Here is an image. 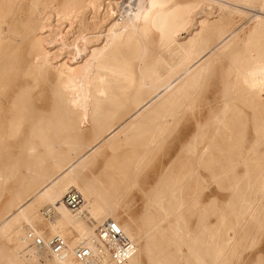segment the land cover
Segmentation results:
<instances>
[{
    "label": "bare ground",
    "instance_id": "bare-ground-1",
    "mask_svg": "<svg viewBox=\"0 0 264 264\" xmlns=\"http://www.w3.org/2000/svg\"><path fill=\"white\" fill-rule=\"evenodd\" d=\"M244 3L256 5L254 23L246 32V52H237L229 69L236 74L234 89H239L234 92L226 84L228 100L208 139L202 133L207 123H202L201 113L191 111L198 121L196 130L186 142L172 148L175 154L160 169L155 193L142 207L146 226L142 231L132 216L121 219L118 206L111 202L116 177L108 171L113 158L87 183L80 178L81 171L95 165L107 149L140 145L152 153L163 145L176 120L185 117L193 105L203 75L217 64L213 57L223 58L239 36L228 14L248 9L241 5ZM202 4L205 8L200 11ZM213 5L218 15L209 16L211 10L204 15ZM48 8L61 22L56 24L63 25L62 30L59 26L60 37L55 36L64 43L56 49L50 45L53 39L52 44L57 41L49 38L55 28H48ZM71 31L77 33L73 42L68 41ZM32 35L36 39L27 59L22 43ZM14 78L23 80L26 88L12 101L11 112L20 114L18 120H24L29 110L36 113L34 96L30 93L29 103L21 102L20 97L41 83H50L56 102L51 115L56 120L60 114L88 115L94 135L91 139L81 135V140L74 141L80 130L72 124L65 127L67 139L60 142L57 124L33 126L32 135L44 137L45 152L31 163L37 146L30 142L27 168L13 173L23 176L0 219V243L12 244L10 251H3L7 264H58L48 245H35L30 233L46 243L55 235L62 236L67 242L65 264H88L74 255L80 245L90 247L102 264H146L144 259L150 264H240L244 252L261 242L264 0H0V93ZM236 99L254 105L259 114L250 148L243 142L234 148L239 143L229 134L237 126L235 122L245 121V109L232 102ZM1 111L0 132H17L21 123ZM189 128H182V136ZM62 144L71 146L67 154L60 149ZM234 158L244 165L243 174ZM21 159L14 163L19 165ZM202 169L209 171L216 184L235 185L232 200L224 208L219 207L218 190L210 187ZM4 178L0 173V184ZM70 190L83 197L77 210L64 201ZM238 206L239 212H227ZM155 214L160 218L154 220ZM230 216L235 220L233 227ZM106 220L116 222L134 242L135 252L129 259L113 260L101 242L98 227ZM263 252L264 248L258 251L254 264H264ZM176 257L183 260L174 261Z\"/></svg>",
    "mask_w": 264,
    "mask_h": 264
},
{
    "label": "rangeland",
    "instance_id": "rangeland-1",
    "mask_svg": "<svg viewBox=\"0 0 264 264\" xmlns=\"http://www.w3.org/2000/svg\"><path fill=\"white\" fill-rule=\"evenodd\" d=\"M262 1V0H261ZM203 5V6H202ZM198 10H203L205 8V4H202ZM248 9L243 8L242 10L228 14L231 18L228 19L231 23V27L237 29L238 35L234 40H232L231 45L225 50L224 57L218 59V62L213 67H209L206 73L203 75V79L201 80L198 89L196 91V98L193 102V105L189 108L190 110L188 113L183 117L180 121L176 120L172 128L168 131V138L165 140L162 146L157 147L152 153H149L148 150L145 149L140 145H135L132 147H122L119 150L113 151L111 149H107L105 154H103L99 161L95 165H89L86 169H83L80 174V178L82 181L87 183L96 172L100 169L104 170L105 165L108 163L109 159L113 158V167L109 169L108 172H111L115 175V183H114V192L112 193V203L117 207V214L121 219H127L128 217L132 216L135 219V223L139 229L142 231L145 230V221L143 218L142 207L148 201V198L151 195H154V188L156 184L160 180L161 170L165 167L169 160L171 159L172 155L175 154L172 148L174 146L179 147L181 143L186 142L189 138L192 137L194 131L197 127V118H195L192 114L200 112L202 117V123H207L202 131L205 134V137L208 139L210 135L214 132V125L217 122L216 117L222 114L224 107L226 106L227 98L226 95L228 87L234 89V82L236 79V74L233 72H229L230 66L232 61L235 58L236 53H244L246 52L244 49L247 46L249 36L247 35V31L251 25L254 23V10L255 4H241ZM208 9L204 11V15L208 14L209 11L212 12L209 16L216 17L218 15V11L216 10V6L213 5L212 7H207ZM252 9V10H251ZM200 10V11H201ZM209 10V11H208ZM228 10H233V7H228ZM47 13L49 15V19L46 20L48 24V28L54 29L51 30L52 34L49 38H55V45L54 39L52 40L53 49L60 48L64 43V39L59 40L60 32L62 30L61 23L57 19V14L47 9ZM55 14V15H54ZM232 15V16H231ZM54 18V19H53ZM50 20V21H48ZM213 21V20H212ZM53 23V24H52ZM68 25V24H66ZM59 26L61 27L59 29ZM52 27V28H51ZM58 27V28H57ZM49 29V30H50ZM60 30L59 32L57 31ZM65 28V30H67ZM244 30V31H243ZM57 31V32H56ZM55 32V34H54ZM77 34L75 31L70 32V36L68 37V41H75V36ZM54 35V36H52ZM59 35L58 40H56V36ZM35 36V37H34ZM74 36V37H73ZM186 36V33L183 34ZM31 37H33L31 39ZM30 38L23 41V51L24 56L29 59L31 56L29 55V46L32 44L33 41L36 39V35H32ZM71 37V38H70ZM63 41V42H62ZM59 43V44H58ZM54 45V46H53ZM60 45V46H59ZM48 46V43H47ZM58 50V49H57ZM237 53V54H238ZM222 55V53H221ZM235 66V64H234ZM23 67V65H22ZM23 77V76H22ZM30 79L29 77H27ZM53 78V77H52ZM205 78V79H204ZM20 79V78H18ZM52 80V79H51ZM21 81H16L15 78L11 80L9 83L4 84L1 88L3 91L0 93V108L3 109L1 111V115L8 114L7 117L13 119L15 123H21V127L17 132L8 133L6 131L0 132V173L4 175V179L0 184V219L3 217V214L6 210V207L9 204L11 196L15 193V188L22 179V173L18 176L14 177L13 173L17 170H25L28 165V158H29V146L30 142L36 144V152L32 153L30 158L31 163L35 162L38 155H44L45 146L43 144L44 137L34 133L32 135L31 130L33 126L37 123L46 126L48 124H57L59 126L58 131V140L60 142H64L67 139V129L66 126H71L72 124L78 126L80 130V134H74L72 138L74 141L81 140V135L83 139H91L94 135V130L92 126V120L89 118L88 115L82 116L78 114L65 115L60 114L57 116V120L54 116H52L53 109L55 108V98L52 93V89L49 84L41 83L40 86L32 89V91H28L26 95H22L20 97L21 102H28L30 93L34 96L33 97V104L36 113L31 114L30 110L29 113L26 114L24 120H18L17 118L21 117L19 113H12L11 109L13 108L12 101L15 97L20 96L19 92H23L25 88V83ZM230 81L232 84H228L227 82ZM31 82V80H30ZM28 83V86L30 84ZM228 87H227V85ZM31 85V84H30ZM30 89V88H29ZM239 89V87H236ZM236 89L233 91L235 92ZM41 93V96H40ZM19 94V95H18ZM44 97H43V96ZM32 102V101H29ZM28 102V103H29ZM235 104L239 105L240 107L245 109V113L243 117H245V121L243 122H235L237 126L229 132L233 137H231L234 142L239 143V145H235L234 148H240V143H244L247 147H251L253 144L256 132H255V118L259 116L256 114L254 109L255 106L252 104L242 103L240 100H232ZM224 103V104H223ZM201 107V108H200ZM11 112V113H10ZM198 116V115H197ZM264 116V113L261 115ZM199 117V116H198ZM178 121V122H177ZM7 121H5L6 123ZM177 123V124H176ZM184 126H189V132L182 136L181 130ZM182 137V139L180 138ZM199 138L201 136H198ZM53 138H48L51 140ZM81 142V141H80ZM71 146L62 144L60 149L62 152H67L70 150ZM260 150H264V143L260 145ZM173 152V153H172ZM149 154V155H148ZM172 154V155H171ZM77 154H74L76 157ZM150 156V157H149ZM21 157V162L19 165L14 163L16 158ZM146 158V160H145ZM150 158V159H149ZM234 162L238 164L237 169L238 171L243 174L245 170L244 165L239 164L238 160L234 158ZM147 161V162H146ZM145 162V163H144ZM234 163V164H235ZM160 170V171H159ZM106 171V170H105ZM202 172L207 175L208 182L210 187L213 189L218 190L219 195V207L224 208L226 204H228L232 200V196L234 195L235 185L233 183H223L216 184L213 182L212 177L209 174V171L206 169H202ZM134 177V178H133ZM137 177V178H136ZM134 180V181H133ZM133 187V188H132ZM122 196V197H121ZM247 197H251L252 194H246ZM119 198V199H118ZM241 206L232 208L227 211L230 214L237 213L240 211ZM160 217L155 216L153 217L154 220ZM214 218V217H212ZM108 221V220H106ZM233 227L235 222L234 217L230 216L228 220ZM101 225V224H100ZM99 228V227H98ZM242 231V230H241ZM126 233V232H125ZM264 236V235H263ZM264 237H262L261 242L257 244L255 248H249L244 252V258L241 260L240 264H254L258 260V251L264 248ZM263 241V242H262ZM169 243H165L164 245L167 246ZM174 249L177 245H174ZM2 246V250L0 248V264H7L8 260L3 258V251H10L12 244L5 242L0 243V247ZM259 247V248H258ZM30 248V247H29ZM28 248V249H29ZM186 248V247H185ZM176 251V250H175ZM264 253V252H263ZM264 256V254H263ZM208 259L209 258L208 256ZM264 259V257H263ZM5 260V261H4ZM182 258L176 259L174 261H181ZM3 261V262H2ZM146 264L148 263L147 259ZM237 259H234L233 262H236Z\"/></svg>",
    "mask_w": 264,
    "mask_h": 264
},
{
    "label": "built area",
    "instance_id": "built-area-1",
    "mask_svg": "<svg viewBox=\"0 0 264 264\" xmlns=\"http://www.w3.org/2000/svg\"><path fill=\"white\" fill-rule=\"evenodd\" d=\"M64 201L70 209L77 210L83 204V197L77 190H70L64 196ZM98 236L113 260L129 259L135 252L134 242L112 220H108L99 226ZM29 238H32L37 246L43 247L47 244L52 253L59 259L58 264H65L67 242L62 236L55 235L47 243L41 236L33 233L29 234ZM74 255L77 260L88 264H102L99 259L94 258L92 249L87 245L76 247Z\"/></svg>",
    "mask_w": 264,
    "mask_h": 264
}]
</instances>
